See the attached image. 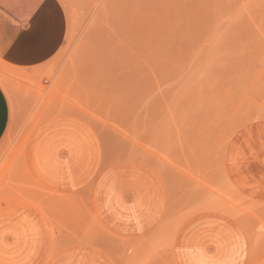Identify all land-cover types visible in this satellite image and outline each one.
Instances as JSON below:
<instances>
[{
	"label": "rangeland",
	"instance_id": "rangeland-1",
	"mask_svg": "<svg viewBox=\"0 0 264 264\" xmlns=\"http://www.w3.org/2000/svg\"><path fill=\"white\" fill-rule=\"evenodd\" d=\"M60 1L52 56L0 59V264H178L194 217L186 264H264V0Z\"/></svg>",
	"mask_w": 264,
	"mask_h": 264
},
{
	"label": "crops",
	"instance_id": "crops-1",
	"mask_svg": "<svg viewBox=\"0 0 264 264\" xmlns=\"http://www.w3.org/2000/svg\"><path fill=\"white\" fill-rule=\"evenodd\" d=\"M65 33L66 14L60 0H0V59L4 62L19 67L41 64L57 51ZM9 121L10 103L0 84V139L5 134ZM94 161L95 159L89 167ZM89 173L90 169L85 177ZM105 205L106 203L101 207L106 214L124 216L122 213L107 210ZM128 215L131 219H128ZM132 216H134L132 211L131 214L129 211L126 213L127 222H135ZM203 219L194 217L179 230L175 242V256L178 264H186L188 257L186 238L204 227ZM211 221L216 226L223 225L220 219L211 218ZM234 233L238 235L230 246L235 254L234 264H243L246 254L245 241L241 234ZM201 248L210 252L215 249V246L206 243Z\"/></svg>",
	"mask_w": 264,
	"mask_h": 264
}]
</instances>
